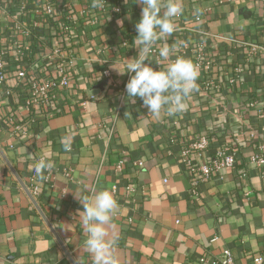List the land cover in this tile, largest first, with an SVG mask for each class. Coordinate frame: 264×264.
Listing matches in <instances>:
<instances>
[{"label": "crops", "instance_id": "crops-1", "mask_svg": "<svg viewBox=\"0 0 264 264\" xmlns=\"http://www.w3.org/2000/svg\"><path fill=\"white\" fill-rule=\"evenodd\" d=\"M60 1L63 19L78 18L85 7L83 0ZM106 1L120 14H99L90 5L96 24L76 19L77 27L61 39L73 56L68 89L29 112L13 74L6 81L12 94L0 91V264H77L79 258L91 264L81 247L83 208L74 194L113 188L118 208L109 231L120 264H210L224 250L235 264H264V166L249 165L264 145V0H182L183 13L166 42L177 45L172 59L199 62L198 87L182 111L159 118L140 98L127 99L130 76L118 72L137 55L142 5ZM8 9V0H0V49L13 40ZM55 20L52 30L60 19H49ZM42 32L24 42L33 49L34 35ZM163 43L153 46L149 59ZM31 59L29 73L39 63ZM145 63L159 70L154 60ZM201 136L210 139L206 160L229 146L238 163L197 184L196 201L180 154ZM41 157L53 165L43 179L34 170ZM128 185L135 192L127 197Z\"/></svg>", "mask_w": 264, "mask_h": 264}, {"label": "clouds", "instance_id": "clouds-1", "mask_svg": "<svg viewBox=\"0 0 264 264\" xmlns=\"http://www.w3.org/2000/svg\"><path fill=\"white\" fill-rule=\"evenodd\" d=\"M136 3L142 5L133 43L137 55L125 59L123 71H117L130 76L125 90L131 103L140 98L152 116L159 118L162 112L171 116L184 109L186 100L198 87L199 78L198 66L180 56L172 59L177 45L166 42L176 31L174 19L183 13L182 0H136ZM105 4L106 0H91L92 9H101ZM158 41L165 43L158 48V57L149 59L154 55L153 46ZM153 60L159 70L145 63ZM162 64L165 65L163 68ZM52 166L50 160L41 157L34 165L35 174L43 179L44 171ZM74 195L83 208L78 211L77 219L86 234L81 247L87 252L91 264H120L116 254L117 240L109 231L118 208L112 193L104 189L90 196ZM77 264H80V258Z\"/></svg>", "mask_w": 264, "mask_h": 264}, {"label": "built area", "instance_id": "built-area-1", "mask_svg": "<svg viewBox=\"0 0 264 264\" xmlns=\"http://www.w3.org/2000/svg\"><path fill=\"white\" fill-rule=\"evenodd\" d=\"M85 4L84 9L78 14V18L66 17L63 19L61 16L62 3L60 0H8V14L12 9L16 18H11V35L13 40L9 43L10 57H6L4 49H0V91L10 96L11 90L7 88L6 81L9 75L13 74L16 79V87L23 90V95H20V102L25 109L29 112L32 109L45 105L51 100H55L57 95L68 89L71 83L70 73L74 68L73 56L69 51L65 52L60 43L62 37H66L73 27H77V20L83 21L85 24L95 25L96 21L91 18V0H83ZM97 13H107L111 17L120 14L121 9L117 6L111 5L108 1L101 9H95ZM264 12V11H263ZM56 17L60 19L58 24L57 39H50L51 50L45 54L35 55L32 51L31 45L24 41L31 36L32 33H37L43 26L49 22V19ZM77 19V20H76ZM34 54V56L32 55ZM202 56V50H199L198 61ZM39 58L38 66L35 65V70L30 73L26 69L31 68L32 59ZM18 64L19 69L12 72L10 66ZM199 63V62H198ZM197 63V65H199ZM251 103L250 106H254ZM18 129V128H17ZM210 145V139L205 136L198 137L194 140L187 142L181 151V162L186 167L190 179L191 189L190 194L199 201L200 197L197 193L196 186L199 183L209 181L212 177L218 176L221 171L233 169L238 163L237 151L229 146H223L218 149L214 155L206 160L204 153ZM196 156V160L200 163L196 164L192 161L191 156ZM122 162L117 166L120 169ZM249 165L261 168L264 166V145L261 144L257 147V153L249 159ZM71 171L68 169L65 173L66 177H70ZM240 177L244 178V172L240 173ZM49 178V177H47ZM114 193V188L112 189ZM38 189H32L33 195H37ZM135 192L134 185L125 187L126 196H132ZM216 239H213L214 242ZM200 262L203 264L205 261L202 259ZM257 263L262 262V257L255 260ZM210 264H235L230 251L224 250L220 259L213 261Z\"/></svg>", "mask_w": 264, "mask_h": 264}, {"label": "trees", "instance_id": "trees-1", "mask_svg": "<svg viewBox=\"0 0 264 264\" xmlns=\"http://www.w3.org/2000/svg\"><path fill=\"white\" fill-rule=\"evenodd\" d=\"M9 16L12 17L13 19L17 17L12 9L9 11ZM56 22H57V20H55L53 22H47L46 25L43 26L41 29V30H44V32H42L41 34H35L34 35L35 40H37V43H35V46L32 49L34 54H45L49 50H51L52 46L48 40L49 37L58 40L60 35H57V33H58V30L56 28L57 26H54L53 30L51 29L52 25H54ZM47 32H49V33L46 34ZM4 51L6 52V57L7 58L10 57V55H9L10 49H4Z\"/></svg>", "mask_w": 264, "mask_h": 264}]
</instances>
